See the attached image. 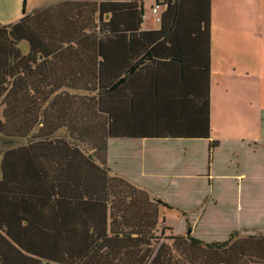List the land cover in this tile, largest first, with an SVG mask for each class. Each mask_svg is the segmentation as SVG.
Returning <instances> with one entry per match:
<instances>
[{
	"label": "trees",
	"instance_id": "trees-1",
	"mask_svg": "<svg viewBox=\"0 0 264 264\" xmlns=\"http://www.w3.org/2000/svg\"><path fill=\"white\" fill-rule=\"evenodd\" d=\"M142 1L62 0L31 13L23 4L17 21L0 24L1 143H20L12 149L35 172L41 155L55 151L63 168L71 160L77 168L55 192L54 215L48 202L37 200L35 211L29 206L32 217H24L23 235L43 232L44 244L25 243L0 223V264H264V233L233 231L205 242L188 225L184 235H166L157 225L159 207L167 204L108 173V138L210 137V0H155L161 13L153 31L141 30ZM169 61L188 75L192 91L177 111L166 95L159 103L148 93L178 77ZM133 88L138 94L127 97ZM139 104L155 113L154 132L126 131ZM174 119H189L191 127L173 133ZM55 125L72 141L50 139ZM119 125L124 132H116ZM217 147L208 141L209 159ZM11 152H3L2 172Z\"/></svg>",
	"mask_w": 264,
	"mask_h": 264
},
{
	"label": "crops",
	"instance_id": "crops-1",
	"mask_svg": "<svg viewBox=\"0 0 264 264\" xmlns=\"http://www.w3.org/2000/svg\"><path fill=\"white\" fill-rule=\"evenodd\" d=\"M62 0H39L38 2H34L36 7L27 9V13H31L37 9L42 7H46L49 5L56 4ZM102 1H115V0H102ZM121 1H132V0H121ZM143 2L142 1V13H143ZM155 2V0H154ZM212 2H209V57H210V74H209V124H210V137L209 139H202V138H186V137H117V138H108L106 141V150H107V163L106 167L108 168L109 175H117L134 186L144 190L150 198L159 199V194L156 192L160 189L159 187L165 188H175L180 191H187V188L194 189L196 192L199 190L196 188V179L200 178L201 169L191 170V167L196 166L197 160V153L193 151V147L196 145V141H203L206 143L207 146V157H206V164L207 167L210 169L214 168L215 161H214V154L216 150L221 148L223 145H226L229 148V154L231 152L234 159L244 158V155L241 153H246L248 159L246 158L249 163H253L252 170H242L235 172V176L240 178L241 180L245 179V176L255 179V175L257 168H264V126L259 130V135L256 137H251L250 135L245 139L239 141L238 138H227L226 142L224 141H217L218 147L214 149L211 153L209 159L208 153V141L214 140L211 136L212 134V118L211 114L213 109L212 105V96L219 94L218 90H214V85L211 80V76H216V81L219 84H222V81L227 83V78L235 76L236 71L241 72L245 70V67L252 68V73L256 72L255 64H260L264 66V0H262L261 8L263 13L261 15L253 17H246V21L249 25V38L246 39L242 38V41L238 40V33L239 30L236 29L237 25H241L243 20H240L236 14H223L222 11L219 9H215V24L212 25ZM29 2L27 1V4ZM152 5L150 6V10ZM152 13V11H151ZM161 13V12H160ZM160 14L158 13V16ZM148 17V15L142 16L143 19ZM21 17V16H20ZM20 17L16 15V17L12 20V22L17 21ZM219 19H224L229 24L221 22L218 23ZM230 19V20H229ZM258 25H255V23ZM158 23V22H157ZM218 23V24H217ZM142 25V23H141ZM153 25L147 24L146 28H150L148 30L142 31H153L159 29L158 27L152 29ZM243 44V46H242ZM191 47V46H190ZM110 51L112 50L109 47ZM126 49V48H125ZM109 51V52H110ZM115 53V51H112ZM242 56H246L242 58ZM169 61L170 64H172ZM171 66L172 70L175 72L178 77L174 79H169L165 85L158 84L157 86H151V90L148 91L150 95H152V100L156 97L155 100L162 103L165 99L160 96H167L165 97L166 100L171 104L174 108L173 110L177 111L180 107L183 106V100L185 101V97L190 96L192 93L190 85H189V77L188 75L185 76L181 73L179 64L176 65V62ZM169 64V66H170ZM167 65V64H166ZM249 71H244L245 76H249ZM262 78V84H264V74L260 75ZM185 79L187 81H185ZM139 84V83H138ZM142 86L141 84H139ZM224 87V88H223ZM219 89L220 93L225 94L224 98V105L227 106L228 102L226 101L229 89L225 86ZM134 91L130 93V90L125 92V95L129 97L130 95L138 94L137 90L133 88ZM139 93L141 94V89L139 88ZM160 97V98H159ZM136 99V98H135ZM142 101L141 99L138 102ZM220 104V103H219ZM196 108L194 107V110ZM135 113H132L131 118L133 121H129L133 123L130 125L129 130L126 131H133L135 133H144V132H154V128L151 127L154 125V114H146L141 107V104L138 106L134 105L133 108ZM56 114V113H55ZM179 116L176 112L173 117ZM160 116V115H159ZM159 127V131H165L164 123H156ZM56 129L54 133L49 137L50 139H57L60 137H64L67 140L72 141L71 138H68L65 134V128L61 127L57 129V125H55ZM169 127L171 132L173 133H182L185 130H189L191 127L189 119L188 120H179L174 119L170 121ZM127 127L125 126H117L118 133L124 132ZM64 134V135H63ZM249 134V133H248ZM263 134V135H261ZM143 136V135H140ZM181 136V135H178ZM20 144V143H19ZM17 144H14L9 147H2L0 148V223L1 226H7L13 234L18 235L19 239H26L25 243H32V244H44L46 240V236L43 232L38 231L37 233H33L32 236L25 237L23 235V231L28 228L27 221H25L24 217L29 218L32 217L29 215V206L33 209L37 205V200L39 202L43 200L44 202H48L51 207L53 200L56 198L55 192L61 191V187L63 185V180L67 181V178L72 180L73 176L77 174V168H73L74 163L69 161L66 168H63L65 162L61 158V152L53 151L55 154L54 156H49L46 154L39 158V167L45 173V176L39 177V171L35 172L33 167L30 163H28L27 159L24 157H20L18 152H14L12 147H15ZM186 144L189 145L187 149H182L181 147ZM11 145V144H8ZM60 145V144H56ZM170 145L171 150L169 151H161L160 147ZM201 147V145L199 144ZM13 151L11 152V156L7 157L5 161V172H2V155L4 151ZM200 155V153H199ZM263 161L261 164L258 162ZM191 162V165L189 166ZM241 172V173H239ZM251 172L253 173V177H250ZM263 180H264V171L262 173ZM206 183L202 185L204 190H208L209 187H214L213 179L209 171L206 172ZM244 176V178H242ZM195 180H194V179ZM194 180L193 183L186 185L183 181H191ZM248 186H251L248 184ZM238 187V185H237ZM49 190L53 192V196L49 193ZM255 192V190H254ZM45 194V195H44ZM192 194V193H190ZM251 196H256L255 194L259 193H252ZM49 195V196H46ZM262 195L264 197V188L262 191ZM162 201V200H161ZM38 202V204H39ZM167 204L165 201H162ZM194 201L188 200V211L189 215L191 213L199 212L196 221H192L187 215L186 219H190L194 225L191 228V234L194 236L195 229L199 223H201V219L206 214V208H203L202 205L195 207L193 205ZM196 209V210H195ZM201 209L200 211H198ZM167 210L166 207H159V222L158 228L165 229L164 234H175V235H183L184 233L177 234L173 231V229L166 224V220L162 217ZM35 211V209H34ZM50 211H52L53 215L55 210L51 207ZM42 218V217H41ZM34 219L36 220V215H34ZM207 221H211V216H206ZM39 221V220H38ZM198 221V223H197ZM40 223V222H39ZM185 230L190 223L188 220H185ZM189 223V224H188ZM56 227V226H54ZM261 228V227H259ZM257 228V229H259ZM170 229V231H168ZM249 229V228H248ZM230 234V233H229ZM195 237V236H194ZM205 242H212L207 241L206 239H201ZM216 241V240H215ZM223 241V240H222ZM24 242V241H23ZM25 256L31 257L30 254L21 251ZM43 264H58L55 262L50 261H43Z\"/></svg>",
	"mask_w": 264,
	"mask_h": 264
},
{
	"label": "rangeland",
	"instance_id": "rangeland-1",
	"mask_svg": "<svg viewBox=\"0 0 264 264\" xmlns=\"http://www.w3.org/2000/svg\"><path fill=\"white\" fill-rule=\"evenodd\" d=\"M27 1L29 2L27 4ZM39 0H0V24L12 23V20L18 15H22L24 4L25 11L30 7H36L34 2ZM262 0H213L212 2V25L215 24V9H219L223 14H236L241 22L236 29L239 30L238 40L242 38H249V25L246 17L250 18L261 15L263 10L261 8ZM154 6V0H144L143 13L146 16L143 19L141 29L148 30L147 24L153 25L152 29L158 27L156 16L151 13L150 6ZM27 12V11H26ZM160 14V9L158 8ZM256 19V18H255ZM230 20V19H229ZM221 22L229 24L224 19H219ZM217 23V24H218ZM255 25H258L256 22ZM243 42V41H242ZM243 46V44H242ZM24 47V45L22 46ZM246 56H242L245 58ZM245 67L249 71V76L244 75V71H236V75L227 78V83L222 81L219 84L216 81V76H211L214 85V90H218L219 94L212 96L213 111L212 118V138L217 141L226 142L227 138H238L239 141L245 140L249 135L256 137L259 135V130L264 126V84L260 75L264 74V66L255 64L256 72L251 74L252 68ZM225 86L229 89L226 101L228 105L225 106L223 101L224 93H220L219 89ZM224 88V87H223ZM220 103V104H219ZM249 133V134H248ZM263 135V134H261ZM2 138L0 137V148L3 147ZM13 142V141H11ZM10 143V142H9ZM16 142L15 144H17ZM201 145V147L199 146ZM2 146V147H1ZM189 145L184 144L181 148L187 149ZM6 147V146H5ZM229 148L223 145L216 150L214 154L215 166L208 168L206 164L207 146L203 141H196L193 151L197 153L196 166L191 170L201 169L200 178H193L196 181V192L194 189L187 188V191H180L175 188L159 187V198L167 203V210L162 217L165 218L166 224L170 226L177 234L186 233L185 220L190 223L192 228V221H196L199 212H193L189 215L187 201H194L195 207L201 206L206 208V214L201 219V223L196 227L194 236L196 238L206 239L207 241H222L228 238L229 233L236 231L240 236H245L253 233H264V197L262 191L264 188L263 171L255 167L257 171L254 180L245 176L241 180L235 176V172L242 170H252L253 163H249L247 152L241 153L244 158H233ZM161 151L171 150L170 145L160 147ZM200 153V155H199ZM263 161L258 162L261 164ZM191 165V162L189 166ZM246 168V169H245ZM209 171L213 179L214 187H209L204 190L202 185L206 183V177L203 175ZM243 172V171H242ZM241 173V172H239ZM250 177H253L251 172ZM244 178V176L242 177ZM183 181L186 185L194 182ZM250 184L251 186H248ZM238 185V187H237ZM255 190V192H254ZM192 193V194H190ZM252 193H259L253 195ZM199 209L198 211H200ZM196 210V209H195ZM188 214V215H187ZM189 218H187V216ZM211 216L212 220L207 221L206 216ZM188 223V224H189ZM198 223V221H197ZM261 227V228H259ZM249 228V229H248ZM259 228V229H257ZM183 234V235H184ZM193 236V235H192ZM193 236V237H194Z\"/></svg>",
	"mask_w": 264,
	"mask_h": 264
},
{
	"label": "built area",
	"instance_id": "built-area-1",
	"mask_svg": "<svg viewBox=\"0 0 264 264\" xmlns=\"http://www.w3.org/2000/svg\"><path fill=\"white\" fill-rule=\"evenodd\" d=\"M158 8L160 9V7L158 5H155L151 11H152V14L156 16V18L158 19Z\"/></svg>",
	"mask_w": 264,
	"mask_h": 264
}]
</instances>
